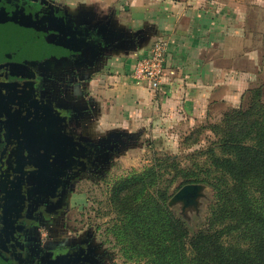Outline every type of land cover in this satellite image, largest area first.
Here are the masks:
<instances>
[{
    "label": "crops",
    "instance_id": "obj_1",
    "mask_svg": "<svg viewBox=\"0 0 264 264\" xmlns=\"http://www.w3.org/2000/svg\"><path fill=\"white\" fill-rule=\"evenodd\" d=\"M66 1H55L59 15L99 31L81 55H55L70 60L56 94L82 108L78 125L90 139L141 128L173 135L216 106L238 107L257 81L260 57L248 11L236 0ZM158 37L167 41V56L152 90L130 72Z\"/></svg>",
    "mask_w": 264,
    "mask_h": 264
},
{
    "label": "flooded vegetation",
    "instance_id": "obj_2",
    "mask_svg": "<svg viewBox=\"0 0 264 264\" xmlns=\"http://www.w3.org/2000/svg\"><path fill=\"white\" fill-rule=\"evenodd\" d=\"M52 6L0 0L6 11L55 13ZM55 55L0 41V264H90L85 240L75 246L51 236V226L40 220L60 206L72 169L89 164L95 146L78 125L82 108L56 94L58 74L70 60Z\"/></svg>",
    "mask_w": 264,
    "mask_h": 264
},
{
    "label": "trees",
    "instance_id": "obj_3",
    "mask_svg": "<svg viewBox=\"0 0 264 264\" xmlns=\"http://www.w3.org/2000/svg\"><path fill=\"white\" fill-rule=\"evenodd\" d=\"M250 89L213 125L219 154L210 148L208 164L181 168L166 155L135 175L144 198L124 211L125 229L150 231V264H264V85ZM177 179L179 186L201 182L212 190L204 222L192 233L166 205Z\"/></svg>",
    "mask_w": 264,
    "mask_h": 264
},
{
    "label": "rangeland",
    "instance_id": "obj_4",
    "mask_svg": "<svg viewBox=\"0 0 264 264\" xmlns=\"http://www.w3.org/2000/svg\"><path fill=\"white\" fill-rule=\"evenodd\" d=\"M46 1L54 6L56 0ZM72 1L77 0H68ZM236 1L248 11L247 28L253 35V46L260 57L259 65L255 68L257 81L251 87L256 89L261 84L264 85V0ZM64 2L67 3L66 0H61L62 5H65ZM52 11L59 15L55 8ZM229 109L231 108L228 106H216L214 112L173 135V132L154 134L141 128L131 132L111 131L99 138H92L94 142L91 144L95 146L91 145L89 148V164L80 162L74 166L72 175L67 178L65 187L58 195L61 199L60 206L52 215H43L41 222L51 226V236L70 242L75 240V246L85 240L86 246L92 251L90 264H150V231L145 228L142 233L136 224H129L125 229L124 211L144 198L143 194L136 191L135 175L157 164V159L166 155L175 156L181 168L190 167L194 163L208 164L210 148L219 154L215 145L218 136L212 127L221 122L223 114ZM71 158H77L75 152L71 153ZM126 178L130 179V184L123 187L121 181ZM180 180L177 179L170 185L166 201L167 207L179 216L181 204L169 205V202L182 186H179ZM203 192L205 195L200 199L197 213L188 209L184 217L191 233L204 222L212 190L206 185Z\"/></svg>",
    "mask_w": 264,
    "mask_h": 264
},
{
    "label": "water",
    "instance_id": "obj_5",
    "mask_svg": "<svg viewBox=\"0 0 264 264\" xmlns=\"http://www.w3.org/2000/svg\"><path fill=\"white\" fill-rule=\"evenodd\" d=\"M99 35L96 28L89 29L73 25L63 16L53 12H29L27 8L15 11L0 9V41L3 44L39 47L56 55H81L93 45ZM205 184L187 183L182 185L171 197L169 205L181 204L180 214L186 217L188 209L197 213L204 198Z\"/></svg>",
    "mask_w": 264,
    "mask_h": 264
},
{
    "label": "built area",
    "instance_id": "obj_6",
    "mask_svg": "<svg viewBox=\"0 0 264 264\" xmlns=\"http://www.w3.org/2000/svg\"><path fill=\"white\" fill-rule=\"evenodd\" d=\"M166 56L167 41L158 37L146 53L135 58L130 72L131 77L147 83L152 90L158 89L163 77Z\"/></svg>",
    "mask_w": 264,
    "mask_h": 264
}]
</instances>
